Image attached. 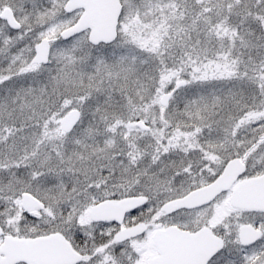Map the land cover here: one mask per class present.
<instances>
[{
	"label": "snow or ice",
	"instance_id": "1",
	"mask_svg": "<svg viewBox=\"0 0 264 264\" xmlns=\"http://www.w3.org/2000/svg\"><path fill=\"white\" fill-rule=\"evenodd\" d=\"M0 264H264V0H0Z\"/></svg>",
	"mask_w": 264,
	"mask_h": 264
}]
</instances>
